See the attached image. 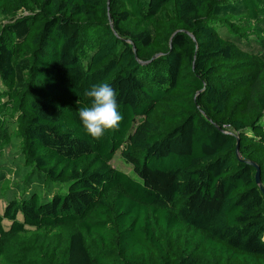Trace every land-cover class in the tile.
<instances>
[{"label":"trees","instance_id":"obj_1","mask_svg":"<svg viewBox=\"0 0 264 264\" xmlns=\"http://www.w3.org/2000/svg\"><path fill=\"white\" fill-rule=\"evenodd\" d=\"M99 83L123 121L94 139ZM16 138L0 264H264V0H0Z\"/></svg>","mask_w":264,"mask_h":264},{"label":"clouds","instance_id":"obj_2","mask_svg":"<svg viewBox=\"0 0 264 264\" xmlns=\"http://www.w3.org/2000/svg\"><path fill=\"white\" fill-rule=\"evenodd\" d=\"M90 106L79 107L78 116L84 130L94 139H101L108 130H117L123 121L116 90L108 83L92 85L84 92Z\"/></svg>","mask_w":264,"mask_h":264},{"label":"rangeland","instance_id":"obj_3","mask_svg":"<svg viewBox=\"0 0 264 264\" xmlns=\"http://www.w3.org/2000/svg\"><path fill=\"white\" fill-rule=\"evenodd\" d=\"M14 129L15 125L12 124L11 130L14 131ZM18 140L19 139L16 138L14 142L0 149V165L4 167L5 170L7 169L6 179L9 180V186L12 189L8 194H2V197L0 198V211H3L4 207L12 197V194H15L16 189L14 188H16V185L26 187V184H28L26 182V174L28 173L27 169H24L23 162L19 159L17 160V156L20 153ZM112 164L117 168L134 174L132 165L124 160L121 150H118L115 154ZM20 191L18 192V196L22 195Z\"/></svg>","mask_w":264,"mask_h":264},{"label":"water","instance_id":"obj_4","mask_svg":"<svg viewBox=\"0 0 264 264\" xmlns=\"http://www.w3.org/2000/svg\"><path fill=\"white\" fill-rule=\"evenodd\" d=\"M257 168H258L257 175H258V178H259V175H260V168H259V167H257Z\"/></svg>","mask_w":264,"mask_h":264}]
</instances>
